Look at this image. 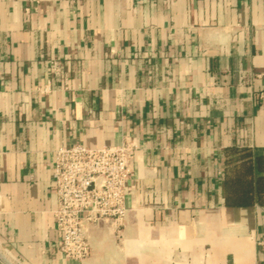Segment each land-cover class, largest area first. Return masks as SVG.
<instances>
[{
	"label": "crops",
	"instance_id": "crops-1",
	"mask_svg": "<svg viewBox=\"0 0 264 264\" xmlns=\"http://www.w3.org/2000/svg\"><path fill=\"white\" fill-rule=\"evenodd\" d=\"M126 138L124 219L65 257L55 150ZM233 146L264 154V0H0V264H262Z\"/></svg>",
	"mask_w": 264,
	"mask_h": 264
},
{
	"label": "built area",
	"instance_id": "built-area-1",
	"mask_svg": "<svg viewBox=\"0 0 264 264\" xmlns=\"http://www.w3.org/2000/svg\"><path fill=\"white\" fill-rule=\"evenodd\" d=\"M136 149L126 138L114 145L76 143L55 150L52 181L57 205L53 215L61 235L58 247L65 257L81 260L89 255L88 226L124 219Z\"/></svg>",
	"mask_w": 264,
	"mask_h": 264
},
{
	"label": "trees",
	"instance_id": "trees-1",
	"mask_svg": "<svg viewBox=\"0 0 264 264\" xmlns=\"http://www.w3.org/2000/svg\"><path fill=\"white\" fill-rule=\"evenodd\" d=\"M225 165V203L264 204V154L247 146H233L226 150Z\"/></svg>",
	"mask_w": 264,
	"mask_h": 264
}]
</instances>
